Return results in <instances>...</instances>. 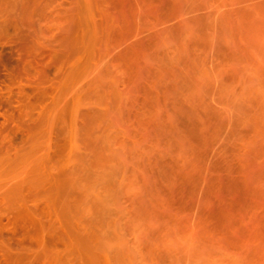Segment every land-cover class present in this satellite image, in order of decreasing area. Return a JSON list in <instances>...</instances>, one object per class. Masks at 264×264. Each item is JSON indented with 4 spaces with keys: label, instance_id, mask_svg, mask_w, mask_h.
I'll return each mask as SVG.
<instances>
[{
    "label": "rangeland",
    "instance_id": "1",
    "mask_svg": "<svg viewBox=\"0 0 264 264\" xmlns=\"http://www.w3.org/2000/svg\"><path fill=\"white\" fill-rule=\"evenodd\" d=\"M0 264H264V0H0Z\"/></svg>",
    "mask_w": 264,
    "mask_h": 264
}]
</instances>
